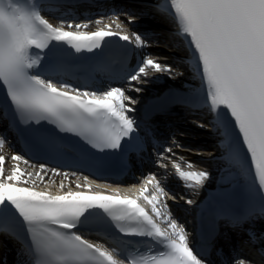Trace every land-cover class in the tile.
<instances>
[{
    "label": "snow or ice",
    "instance_id": "obj_1",
    "mask_svg": "<svg viewBox=\"0 0 264 264\" xmlns=\"http://www.w3.org/2000/svg\"><path fill=\"white\" fill-rule=\"evenodd\" d=\"M157 11L177 26L173 46H187L184 61L200 81L198 89L171 92L170 101L207 116L195 123L217 134L222 159L245 178L243 211L230 222L241 228L264 220V0H159ZM123 14L128 17L127 25L138 18L132 12ZM119 15L113 13L118 29L125 24L116 22ZM89 23L61 19V26L55 27L45 19L41 0H0V88L5 90L0 111L20 138L37 133L31 125L46 122L101 153L141 151L144 138L137 134L138 123L129 115L137 101L124 87L82 90L57 81L60 54L65 46L75 53H91L112 38L132 45L142 58L120 79L136 92L142 89L133 82H147L144 77L149 69L169 78L183 73L143 52L155 43L147 32L121 34L111 31L110 25L94 32L81 31ZM65 26L75 30L66 31ZM42 143L60 147L52 137L42 138ZM173 144L183 147L175 137ZM6 145V137L0 138V150ZM164 151L175 155L172 147ZM11 159L31 166L22 155L14 154ZM7 160L0 154V238L19 246L15 264H210L211 245L206 238L194 243L195 237L172 215L165 199L176 197L155 175L145 178L138 197L151 206L150 215L137 199L119 195L77 191L53 195L20 187L30 181L35 186L37 178L45 182L48 171L61 173L44 165L35 174L14 166L5 176ZM186 166L193 164L188 161ZM172 167L188 189H198L209 179L207 171L186 172L176 161ZM148 185L154 189L151 194ZM100 213L119 234L115 246L93 243L83 234L93 217L102 219ZM249 236L255 242L251 229ZM0 264H8L7 259L0 257ZM234 264L252 262L237 256Z\"/></svg>",
    "mask_w": 264,
    "mask_h": 264
},
{
    "label": "bare ground",
    "instance_id": "obj_2",
    "mask_svg": "<svg viewBox=\"0 0 264 264\" xmlns=\"http://www.w3.org/2000/svg\"><path fill=\"white\" fill-rule=\"evenodd\" d=\"M143 1L149 2V3H153V4L155 3L154 0H143ZM99 2H100V0L95 2L94 5L81 4L80 7L78 5L77 6L63 5V6H54V8H56L55 12H57L58 14H64V13L68 14L69 12H75V13L80 12V13H82L81 9H83L85 7L94 8V7L97 6V4ZM112 2L114 4L116 3V4H119V5L125 3V1H119V0H112ZM102 3L103 2H100L99 4L103 5ZM126 4L127 3H125V5ZM157 4H158V2L155 3V5H157ZM129 5H131V4H129ZM139 8L143 9L144 7H143V5H141ZM104 19H106V18H103V20ZM143 20L147 21L145 19H143ZM123 21L126 23L125 20H123ZM156 25L157 26H161L159 28L164 27L161 24H156ZM160 30H163L164 32H166V28L165 29H160ZM167 32L171 34L172 30H169ZM170 43H171V41H170ZM155 48L160 53L163 52L162 53L163 55H161V56L160 55H154V56H156L154 59H158V61L161 62L162 64H165V62H168L169 60L170 61L174 60V57H172V55L178 53L176 51V49H174L175 47L173 46L172 43H171V46L169 44H166V46L157 45V46H155ZM155 75H160L159 79L161 78L160 79L161 82H163L162 78L164 80L167 79L168 81L171 80L172 83L177 87V89H186L185 87H183L181 85V83L185 81V77H186L185 74L183 75L184 77L181 76V75L180 76L175 75V78L168 79L169 77H168L167 74H165L163 72H159L158 73V72H155V71L149 69L147 71V76L144 77V79L147 82H144V83L133 82V84L136 87L141 88L142 91L136 92L134 90L129 89V90H127V94H129L132 97H137V98H135V100L136 101L137 100L141 101L142 103L143 102L144 103H146V102L148 103L149 100H151V99H157V98H160V97L164 96L166 91H167V87L164 86V84H163V86H155L154 90H151V92L150 91L148 92V91L145 90V89L148 90V88L151 89L153 87L152 85L148 84V80L153 79V78H157V76H155ZM126 87H128V85ZM172 109H174V108H172ZM172 109H170V112L172 114L177 111L176 108L174 110H172ZM200 113H202V112H200ZM175 114H177V113H175ZM188 147L192 148L191 145H188ZM10 151L11 150H10L9 146H6L4 149L0 150V154H3L6 157H8L7 167H6L5 171H4V175L5 176L11 174L14 166H18L22 171H25V172H28V173H33V174H35L36 172H38L40 170V167L31 168V167H27L22 162L13 161L11 159V156L13 154H11ZM203 154L211 155L212 153L203 152ZM187 159L192 160V157L187 155ZM183 163L184 162H180V164H183ZM165 168L164 169H156V175L155 176L157 178L166 179L167 184L164 187L166 189L173 190L174 186L176 185L175 183L178 182V181L175 179V177L173 175H171L170 172H166L165 170H167V168L166 169ZM47 169H49V168H47ZM59 172L61 173L60 175H53L51 171H48L45 174V182L41 183L39 181V179L37 178L35 186L33 185V183L31 181L29 183H27V184H23V183L19 184L18 186L25 187V188H34V190H36V191L50 192L53 195L63 194L64 192H67V191L85 192L87 194L101 193V194L109 195V196L120 195L122 193L121 184L114 183V182H111V181H108V180H102V179L99 180L97 178H93V177L87 176V175L79 173V172L76 173V172H72V171H68V170L59 171ZM63 173H67L68 177L65 178ZM85 178H87V180H85ZM223 179H225V178H223ZM228 180H229V178H228ZM61 183L64 184V187H63L62 190L60 188ZM232 183H230V182L229 183L222 182L221 184H219V188H222L223 190L226 191L228 186L230 184H232ZM77 184L81 185V187H79V188L76 187ZM86 185L90 186V188L86 187ZM148 186L150 187L151 190H153L152 192H154V189L152 188V186L151 185H148ZM199 192L201 193L203 191L199 189ZM205 193L207 194V192H205ZM185 194L187 195V192ZM193 194L195 195V198L197 199V201H196L197 204H201L203 199L206 200V198H207V196L204 198V196H205L204 192L202 193V195H200V194L197 195L195 192H188L187 197L188 196L190 197V195H193ZM199 196H201V197L198 199ZM167 204L169 205L170 210L172 208H175L172 204H170V202L168 203V201H167ZM197 208L199 210V209H201V206L196 207V209ZM232 247L234 249H236V245L235 244L232 245Z\"/></svg>",
    "mask_w": 264,
    "mask_h": 264
},
{
    "label": "rangeland",
    "instance_id": "obj_3",
    "mask_svg": "<svg viewBox=\"0 0 264 264\" xmlns=\"http://www.w3.org/2000/svg\"><path fill=\"white\" fill-rule=\"evenodd\" d=\"M151 20H152V19H151ZM153 23H158V22H156V21L153 20ZM166 28L169 30L168 26H167ZM148 84L153 86L151 89H149V88H148V90L145 89V90L148 91V92H149V91L151 92V90H154L155 86H163V85H160L159 83H157L156 78H153V79L148 80ZM179 85H180V84H179ZM164 86L168 87L167 84H164ZM133 98L135 99V98H137V97H133ZM141 104H142V102L137 100V103H136L135 105H136V106H140ZM135 105H134L133 107H135ZM162 181H163V180H162ZM193 192H195L197 195H198V194H200V195L202 194V192L200 193L199 191H198V192H197V191H193ZM180 196H181V195H180ZM190 196H191V197L188 196V197L185 198V199H186V200H189V199H190V200L193 201V199L195 198V195L193 194V195H190ZM181 197H182V196H181ZM192 197H193V198H192ZM199 197H200V196H199ZM165 199H166V201H168V202L170 201V202H171V199H170V198H167V197H166ZM175 200H177V197H176ZM179 200H182V201H183V199H179ZM184 202H185V201H184Z\"/></svg>",
    "mask_w": 264,
    "mask_h": 264
}]
</instances>
